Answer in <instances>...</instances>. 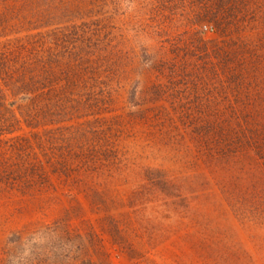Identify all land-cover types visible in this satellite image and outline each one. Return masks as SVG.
Segmentation results:
<instances>
[{
  "label": "rangeland",
  "instance_id": "1",
  "mask_svg": "<svg viewBox=\"0 0 264 264\" xmlns=\"http://www.w3.org/2000/svg\"><path fill=\"white\" fill-rule=\"evenodd\" d=\"M0 56V264H264V0H0Z\"/></svg>",
  "mask_w": 264,
  "mask_h": 264
},
{
  "label": "trees",
  "instance_id": "2",
  "mask_svg": "<svg viewBox=\"0 0 264 264\" xmlns=\"http://www.w3.org/2000/svg\"><path fill=\"white\" fill-rule=\"evenodd\" d=\"M30 58H16L15 64L18 66L13 67L7 63L6 57L0 56V80L3 83L0 84V101L4 99L1 85L6 89H9V86L12 85L13 89L19 91L20 94L31 97L35 87L41 85L39 82L46 81L45 78H41V75H46L47 73L44 71L41 74H37L34 71V62Z\"/></svg>",
  "mask_w": 264,
  "mask_h": 264
}]
</instances>
